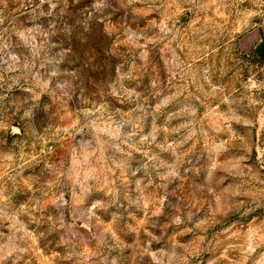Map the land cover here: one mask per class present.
I'll list each match as a JSON object with an SVG mask.
<instances>
[{
    "label": "rangeland",
    "instance_id": "rangeland-1",
    "mask_svg": "<svg viewBox=\"0 0 264 264\" xmlns=\"http://www.w3.org/2000/svg\"><path fill=\"white\" fill-rule=\"evenodd\" d=\"M264 0H0V264H264Z\"/></svg>",
    "mask_w": 264,
    "mask_h": 264
},
{
    "label": "trees",
    "instance_id": "trees-1",
    "mask_svg": "<svg viewBox=\"0 0 264 264\" xmlns=\"http://www.w3.org/2000/svg\"><path fill=\"white\" fill-rule=\"evenodd\" d=\"M253 54L257 57L264 59V41L256 46L253 51Z\"/></svg>",
    "mask_w": 264,
    "mask_h": 264
}]
</instances>
